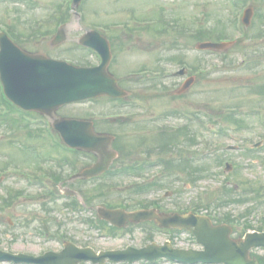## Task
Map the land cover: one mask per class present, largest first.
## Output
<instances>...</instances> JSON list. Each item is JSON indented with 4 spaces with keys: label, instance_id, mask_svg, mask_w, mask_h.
<instances>
[{
    "label": "rangeland",
    "instance_id": "obj_1",
    "mask_svg": "<svg viewBox=\"0 0 264 264\" xmlns=\"http://www.w3.org/2000/svg\"><path fill=\"white\" fill-rule=\"evenodd\" d=\"M66 3L68 0H0V24L15 26L20 31L23 30L22 27L34 28L38 23L48 24L55 19L53 15L58 10V6ZM242 4L253 7L255 16L251 26L248 29L244 28L248 34L243 42L236 46L237 48L231 49L226 56L198 52L195 49L198 42L188 34L197 33L202 26H206L210 29H225V32L234 39L242 36V29L236 28V25L232 23L235 16L239 15L237 23L239 26L242 6L234 7L232 1L87 0L81 9L82 12L85 11V20L73 17L71 13L67 31L71 32L69 35L73 38L80 36L74 31H82L81 23L84 21L86 28L102 27L105 30L112 24L127 25L124 30L109 31V34L114 36L117 33L125 41L129 38L128 45L134 43L132 49L127 48V51L123 53L114 49L116 60L112 62L110 69L121 79L126 89L133 88L130 92L132 98L137 96L140 100L141 96L144 97L142 102L146 104L148 112L144 114L139 111L136 115L129 116L133 109L124 110L114 102L97 99L85 104L64 107L59 111V115L72 118L86 115L94 118L101 127L111 129L113 134L118 133L123 137L119 143L122 157L119 158L122 161L127 160V157H124L125 153L136 149L144 136L154 148L168 140L167 134L159 135V132L173 131L185 125L188 126L189 136L195 144L194 146L185 144L188 145L186 147L181 143L182 148H180V143L176 142L178 143L176 148L168 151L164 156V158L176 159L179 151L182 150L192 162L189 165L192 172L197 171V179H193V183L187 182V170L184 172V166H182L183 170L177 167L175 175L162 179L160 184L162 187L138 195H131L132 190L128 189L131 186L130 178L116 179L113 183H110L109 179L112 178H109L105 179L108 180L106 183H110L107 184L110 187L106 186L109 189H104V195L99 191L90 194L92 191L90 189L94 185H86L89 196L93 198L98 196L96 204L102 201L114 204L127 202L133 206L141 202H156L160 203L165 210H189L190 207L198 204L199 208H203L201 210L203 213H211L219 218L228 215L235 220L239 219L242 223L249 222L254 228H264V93L260 92L264 84V17H262L264 16V0H243ZM137 20L150 21L152 28L143 32L141 36L134 34L132 37L130 29L139 26ZM163 21L171 24L175 21L176 27H169L168 32L163 35L156 33L157 28L161 30L165 28ZM182 28L188 31L186 36L180 33ZM172 45L177 48L171 49ZM141 46L144 53L134 49ZM28 48L33 49V46ZM65 51V48H61L53 55L69 61L82 60V54L77 51L76 53ZM243 55H249L255 61L238 65ZM158 57L162 58L160 65L168 71L169 75L179 68L178 62L169 61L172 57L203 68V72L196 77L195 86L186 97L182 99L174 97L175 91L182 84V80L177 77H169L163 81V84L159 83V86L154 87H151L153 83L149 82H144L142 85L132 83L128 75L144 70V67L152 68L151 65ZM86 61L97 63L93 57ZM163 86L169 89L166 95L162 94ZM176 110L195 114L196 118L187 120L180 115L161 119L165 113ZM233 110L235 112H232ZM121 112H126L123 115L129 117L119 119L118 123H114L115 125L105 123V120H109L107 119L109 115ZM231 113H234L236 118H231ZM12 117L17 115L13 114ZM171 131L168 135L172 134ZM42 139L45 140V137ZM43 140L29 139L25 130L11 121L7 124L1 121L0 168L4 165L5 159H9L8 161L14 159L12 164L34 169L32 166L34 160L26 162L27 159H24L25 156L22 155L24 152L20 147L22 148V143L33 145L35 143L36 147L43 149ZM257 143H261V147L254 151L253 146ZM228 147H236V150L230 151ZM4 154H9L11 159L4 156L2 160ZM27 155L34 157V152H27ZM151 156V163L158 159L157 154ZM218 158L229 162L232 169L226 171L225 163L221 165L216 162ZM131 159L126 162L131 163ZM161 170V166L151 168L148 174L151 175L150 177L155 176L157 180ZM25 173L30 171L25 170ZM1 174L2 172L0 176ZM0 184L1 197L17 190H23L26 193L25 199L20 200L15 206L13 204L0 216L3 218V222L0 223V247L12 248L15 252L32 255L61 248L58 240H55L56 242L46 240L41 234L42 224L44 227V223L49 221H52L49 227L53 233L64 232L69 237H74L76 241L94 246L96 250L119 248L129 243L141 246L150 241L151 230L147 226L136 228L132 233L128 232L122 240L108 238L97 240L101 232L98 233L85 223V219L93 217L91 211L69 209L64 206V201H53L45 196V191L39 187L31 188L26 177L20 174L12 173ZM83 185L80 184V186ZM225 185L236 187V191H230L232 200L218 202ZM167 192L170 195H165ZM106 194L109 196L106 197ZM211 198L212 206L207 209L206 205ZM87 207L90 206L87 205ZM7 218L11 219L13 226L7 223ZM239 234L240 231L235 232L236 237ZM154 238H157L159 242L165 240V237L160 234H155ZM177 242L182 247L194 245V241L188 234L180 235Z\"/></svg>",
    "mask_w": 264,
    "mask_h": 264
},
{
    "label": "water",
    "instance_id": "obj_2",
    "mask_svg": "<svg viewBox=\"0 0 264 264\" xmlns=\"http://www.w3.org/2000/svg\"><path fill=\"white\" fill-rule=\"evenodd\" d=\"M82 0H74L75 5H79ZM251 19V11L246 14L245 22L249 24ZM0 43L2 49L6 52L7 41L1 37ZM224 45L204 44L200 48L223 49ZM4 51L0 57V64L4 66ZM40 62V61H38ZM47 65H42L41 68H36V73L28 74H12L3 73V82L5 91L9 98L14 100L26 110H37L40 112L51 113L59 107L88 98H96L99 96L108 95L110 97L126 96L122 91L114 77L107 72L109 59L106 58L100 67L83 69L70 66L66 63L47 61ZM189 84H186L181 92L185 91ZM57 128L62 133L64 140L72 147L85 148L88 151H95L102 155L100 164L93 168L90 175L102 173L107 170L110 160L115 157L114 154L108 155L106 152L111 138L107 135L90 134L85 140L82 138V126L79 122L64 121L57 122ZM73 127V128H71ZM105 215L110 221L118 220L119 218L129 219L135 222L143 220L156 219L162 227L187 229L195 234L199 241L206 246V252L201 254L192 253L186 254L182 260L190 262L208 261V262H223L225 264H256L249 261L248 251L255 246H264V234L248 235L246 241L235 243L229 240L230 231L222 230V228H213L209 220L195 215L178 216L172 218L161 219L156 217L154 212H137L135 214H120L115 212H106ZM222 233H221V232ZM81 253L73 249L75 257L67 255L68 251L61 254H47L43 258L33 259L20 256L12 257L10 255H2V259H22L29 263L36 264H78L79 261L94 257L92 251H84L85 257H78L74 252ZM146 251L141 250L139 253L142 257L146 256ZM131 252H117L112 254H103L111 256V259L121 261L127 259ZM210 255L211 257L207 256ZM4 257V258H3ZM130 257V256H129ZM139 258V257H138ZM134 260V258H129ZM137 259V258H136ZM180 259V258H179ZM180 259V260H181Z\"/></svg>",
    "mask_w": 264,
    "mask_h": 264
},
{
    "label": "flooded vegetation",
    "instance_id": "obj_3",
    "mask_svg": "<svg viewBox=\"0 0 264 264\" xmlns=\"http://www.w3.org/2000/svg\"><path fill=\"white\" fill-rule=\"evenodd\" d=\"M65 25L67 26V23ZM81 26H82V31H80V30L74 31L75 34L79 33V35H80L79 37H76V38L71 37L69 35L71 32H68L67 28H66L65 31L69 35L66 38V40H68V41H66V44H62V45H59V46H53L52 45L51 41H53L52 39H53L54 36L51 37L50 35L44 34L40 30H36V29H35V35L36 34L40 35L39 38L35 39V35H34V38L29 36V39H35L37 45L41 46L40 50L43 51V53H45L48 56H50L49 55V50L56 52L57 50H60L61 48H65V50H66L65 52L66 53H71V52L76 53L77 49H80V50H82V59H83V64L85 66V54L86 53L87 54H89V53L94 54V53H93L92 50L85 48V45L82 46L80 44L81 39L83 37H85V33L88 31L87 30L88 28L85 27V21L83 23H81ZM100 34L102 36L106 35V33L104 31L103 32L100 31ZM27 37L25 39H27ZM44 47H46V48L44 49ZM51 57L52 58H56V59H60V58H58L56 56L55 57L51 56ZM85 117H87V116L86 115L83 116V118H85ZM95 127H96V130L98 132H106L107 131V127H101V125L98 122H95ZM86 161H87V163L85 164V153H84L83 157H82L81 170L85 169V165L89 166V165H92V164L96 163L98 161V159L93 155V156H90V157L86 158ZM100 179L101 178L97 177V178H93L91 180H85V178H84V179H79L77 181H73L72 177L68 178L66 174H60L58 176H56V175L54 176V181L55 182L49 181L48 183L49 184H60V185H62V184H101V180Z\"/></svg>",
    "mask_w": 264,
    "mask_h": 264
}]
</instances>
